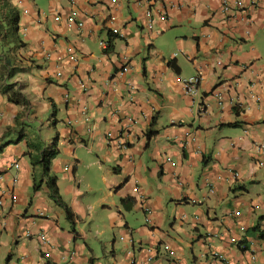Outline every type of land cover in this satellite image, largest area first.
Here are the masks:
<instances>
[{
	"label": "crops",
	"instance_id": "1",
	"mask_svg": "<svg viewBox=\"0 0 264 264\" xmlns=\"http://www.w3.org/2000/svg\"><path fill=\"white\" fill-rule=\"evenodd\" d=\"M251 2L224 18L220 0H10L0 264H264V0ZM53 144L72 221L39 164Z\"/></svg>",
	"mask_w": 264,
	"mask_h": 264
},
{
	"label": "trees",
	"instance_id": "2",
	"mask_svg": "<svg viewBox=\"0 0 264 264\" xmlns=\"http://www.w3.org/2000/svg\"><path fill=\"white\" fill-rule=\"evenodd\" d=\"M18 22L19 11L15 8L10 0H0V50L10 47L11 45L17 46L20 43L18 37ZM111 49V45H108L107 50ZM11 74L10 61L6 57L3 59V65L0 71V77L8 76ZM15 85H6L3 87V92L7 94L8 101L12 103L26 104L24 96L19 92V89H14ZM58 155L56 145L53 144L48 149L42 152L39 164L42 167V175L46 179V187L49 191V196L55 205L63 207L66 211L68 220L72 221V214L66 205L62 202L59 195L56 177L50 175V163ZM38 186H35L37 189ZM257 229V228H255Z\"/></svg>",
	"mask_w": 264,
	"mask_h": 264
},
{
	"label": "built area",
	"instance_id": "3",
	"mask_svg": "<svg viewBox=\"0 0 264 264\" xmlns=\"http://www.w3.org/2000/svg\"><path fill=\"white\" fill-rule=\"evenodd\" d=\"M253 2V0H252ZM251 2V3H252ZM245 0H220L221 5V14L224 16V18H231L235 16L238 12H241L244 9ZM69 23H74V18H69ZM107 47V46H106ZM181 83L184 87L186 95L195 98L198 95V84H199V78L198 76H192L187 79L181 80ZM214 98L218 101L220 100V95L218 93L214 94ZM14 168L17 169V165H14ZM1 179V177H0ZM133 193H138L137 188L133 189ZM139 197V196H138ZM140 198V197H139ZM145 223L149 222V214L150 211L148 209H145Z\"/></svg>",
	"mask_w": 264,
	"mask_h": 264
},
{
	"label": "rangeland",
	"instance_id": "4",
	"mask_svg": "<svg viewBox=\"0 0 264 264\" xmlns=\"http://www.w3.org/2000/svg\"><path fill=\"white\" fill-rule=\"evenodd\" d=\"M264 40V39H263ZM259 48H263L264 49V41H263V43L262 44H260V46H259Z\"/></svg>",
	"mask_w": 264,
	"mask_h": 264
}]
</instances>
